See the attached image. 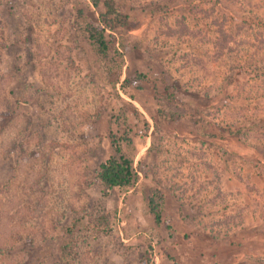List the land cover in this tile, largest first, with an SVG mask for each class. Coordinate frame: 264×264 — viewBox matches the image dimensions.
I'll return each mask as SVG.
<instances>
[{
  "label": "rangeland",
  "instance_id": "374dc122",
  "mask_svg": "<svg viewBox=\"0 0 264 264\" xmlns=\"http://www.w3.org/2000/svg\"><path fill=\"white\" fill-rule=\"evenodd\" d=\"M104 1L0 0V264H264V0Z\"/></svg>",
  "mask_w": 264,
  "mask_h": 264
},
{
  "label": "trees",
  "instance_id": "16d2710c",
  "mask_svg": "<svg viewBox=\"0 0 264 264\" xmlns=\"http://www.w3.org/2000/svg\"><path fill=\"white\" fill-rule=\"evenodd\" d=\"M92 4L94 7H98V0H92ZM103 6L105 8V16L109 18V23L118 24L117 20L118 17H120V14L116 10L114 2L112 0H106L104 1ZM105 27L112 28L111 25L108 26L107 24H104V28L100 25L94 24H88L85 27V32L89 41L97 48L100 55H104L107 52L104 31ZM112 144L116 152L119 153V146L115 143ZM96 177L103 188V196L113 188L131 186L138 179V176L132 167V162L124 157L116 156H111L98 165ZM153 202V199H149L148 207L155 224L159 225L161 223V213L157 210V207ZM64 247L62 246L61 250H64Z\"/></svg>",
  "mask_w": 264,
  "mask_h": 264
}]
</instances>
